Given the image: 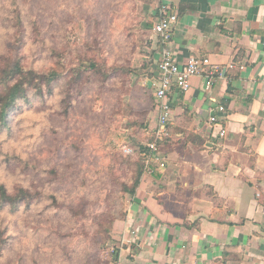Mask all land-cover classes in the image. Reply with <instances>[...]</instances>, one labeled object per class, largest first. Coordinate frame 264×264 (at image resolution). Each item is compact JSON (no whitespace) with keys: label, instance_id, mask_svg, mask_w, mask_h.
I'll list each match as a JSON object with an SVG mask.
<instances>
[{"label":"rangeland","instance_id":"1","mask_svg":"<svg viewBox=\"0 0 264 264\" xmlns=\"http://www.w3.org/2000/svg\"><path fill=\"white\" fill-rule=\"evenodd\" d=\"M44 5L37 1L42 37L63 55L67 71L51 92L31 91L20 100L0 134V182L10 190L34 184L41 194L40 201L15 210L0 204V264H109L119 247L111 228L128 206L121 185L130 184L141 148L156 140L159 155L168 138L158 139L147 124L154 61L146 8L158 1L50 0L48 10ZM7 7L9 2H0V48L10 37ZM87 58L133 73L104 80L86 71L74 81L69 70ZM56 60L43 56L35 66L57 68ZM141 158L140 182L158 179L159 162Z\"/></svg>","mask_w":264,"mask_h":264},{"label":"crops","instance_id":"2","mask_svg":"<svg viewBox=\"0 0 264 264\" xmlns=\"http://www.w3.org/2000/svg\"><path fill=\"white\" fill-rule=\"evenodd\" d=\"M157 1L178 14L170 42L176 63L207 57L220 75L210 88L201 76L184 92L170 88L162 175L129 195L111 228L119 247L110 264H264V0ZM156 8H146L149 28ZM151 49L152 84L159 76L153 35ZM217 103L224 112H215ZM211 114L217 123H207ZM148 117L153 131L154 109Z\"/></svg>","mask_w":264,"mask_h":264},{"label":"trees","instance_id":"3","mask_svg":"<svg viewBox=\"0 0 264 264\" xmlns=\"http://www.w3.org/2000/svg\"><path fill=\"white\" fill-rule=\"evenodd\" d=\"M37 1L0 0V2H9L7 12L10 15L7 19L9 22L7 32L10 33V37L5 46L0 48V134L3 129L9 127L10 113L17 107L20 100H26L31 91L37 95H42L44 90L51 92L53 83L64 77L65 71H67L63 55L53 48L49 40L42 37V31H46L44 27L40 29ZM43 1L45 10H48L50 0ZM26 36L39 37L27 39ZM43 56L49 60L59 58L56 62L53 61L58 67L50 65L37 68L36 62ZM69 71L73 73L74 81H78L82 73L86 71L99 74L104 80H108L116 74L131 75L133 73L130 67L118 64L108 66L90 58L80 60ZM153 108L154 102L151 110ZM148 112L146 111V113ZM147 152L148 144L141 148L140 155L145 156ZM141 156L135 162V170L130 184L121 185V191L125 194L134 195L140 184L145 168L144 158ZM52 173L55 172L52 170ZM11 189L0 182V204L2 206H9L15 210L22 204L30 205L41 200V194L34 184L30 186L15 184ZM125 214L126 212L119 219H122ZM117 252L114 251L110 263L115 260Z\"/></svg>","mask_w":264,"mask_h":264},{"label":"built area","instance_id":"4","mask_svg":"<svg viewBox=\"0 0 264 264\" xmlns=\"http://www.w3.org/2000/svg\"><path fill=\"white\" fill-rule=\"evenodd\" d=\"M178 20L177 12L167 3H160L156 8V19L153 22L152 31L156 45L158 46V78L152 83L154 91V113L156 116V127L153 129L154 135L158 139L166 134V125L172 116V108L168 99L170 88L175 85L182 92L188 90L189 79L192 76H201L205 80L206 88H210L215 78L219 76L217 67L212 66L207 57L191 55L186 63L179 66L174 60L170 42L172 31ZM233 63L228 67H232ZM225 110L224 103H217L215 112L222 113ZM218 122L217 115L211 114L207 118L208 124ZM220 136L225 134L224 128L218 132ZM126 152L130 148L122 146ZM145 157L150 161L156 160L161 167L164 166L162 158L158 155V145L156 140L148 144V152ZM150 172V170H149Z\"/></svg>","mask_w":264,"mask_h":264}]
</instances>
